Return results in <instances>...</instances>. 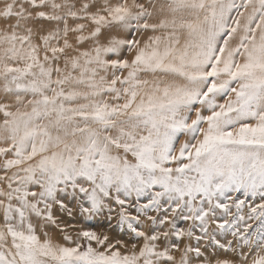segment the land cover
I'll return each mask as SVG.
<instances>
[{
    "label": "snow or ice",
    "instance_id": "obj_1",
    "mask_svg": "<svg viewBox=\"0 0 264 264\" xmlns=\"http://www.w3.org/2000/svg\"><path fill=\"white\" fill-rule=\"evenodd\" d=\"M0 264H264V0H0Z\"/></svg>",
    "mask_w": 264,
    "mask_h": 264
}]
</instances>
